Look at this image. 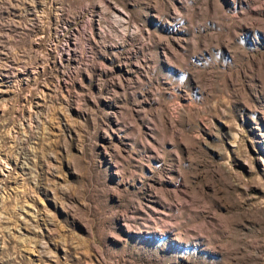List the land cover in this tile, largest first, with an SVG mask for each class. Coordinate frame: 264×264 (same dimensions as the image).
<instances>
[{
  "label": "rangeland",
  "instance_id": "1",
  "mask_svg": "<svg viewBox=\"0 0 264 264\" xmlns=\"http://www.w3.org/2000/svg\"><path fill=\"white\" fill-rule=\"evenodd\" d=\"M0 264H264V0H0Z\"/></svg>",
  "mask_w": 264,
  "mask_h": 264
}]
</instances>
